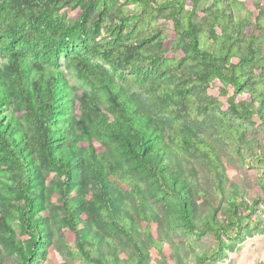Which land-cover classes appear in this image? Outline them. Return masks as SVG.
I'll return each mask as SVG.
<instances>
[{
	"label": "rangeland",
	"instance_id": "374dc122",
	"mask_svg": "<svg viewBox=\"0 0 264 264\" xmlns=\"http://www.w3.org/2000/svg\"><path fill=\"white\" fill-rule=\"evenodd\" d=\"M88 1L59 0L54 4L58 16L74 24L75 31L64 49L53 58L68 85L79 96L66 119L73 121L77 136L82 130L91 134V143L98 155L96 163L111 189L115 215L129 227L133 239L109 219L97 179L85 160L83 167H75L76 176L69 194V199L78 203L81 221L82 235L76 242L64 222L59 190L63 174L48 165L36 151L38 171L33 179L37 183L33 194L38 199L34 213L41 217L40 228L45 235L41 238L40 254L30 264H264V191L260 183L264 172L248 159L252 145L264 151L261 120L256 116L251 119L233 116L228 104L233 91L228 87L223 93L220 81L205 84L196 80L193 73L201 69V62L185 48L173 45L174 23L164 14L156 13L143 23L139 18L142 9L133 0L100 1L83 14L82 5ZM184 1L185 11H190V0ZM232 1L203 0L193 21L203 25L205 18L215 15L224 20L222 8L217 7H232ZM237 2L238 6L231 9L232 22L240 20L243 43L247 36L260 33L256 25L259 8L256 0ZM259 3L264 9V0ZM7 4L17 7L19 1L0 0V9ZM222 32L218 27L217 33ZM151 33L156 34V39L144 41ZM202 43L204 50L212 49L203 38ZM100 49L112 52L119 60L100 58ZM72 53L87 58L126 92L136 95L162 126L163 140L172 151L171 157L179 161L181 173L187 179L183 189L174 183V188L181 190V198L159 188L138 158L134 150L137 143L128 131L122 132L123 139L102 124L101 115L110 114L108 103L103 99L104 90L81 77L70 60ZM38 55L39 52L37 58L42 64L52 68L42 53ZM6 62L0 51V67L4 70H7ZM245 69L255 73L256 65L250 62ZM83 94L90 95L96 101L95 106L88 96L84 102L80 98ZM247 98L243 93L235 100ZM12 99L2 114L12 113L35 141L34 124L27 118V111L15 95ZM85 105L88 117L84 115ZM232 135L240 140V147L233 142ZM79 145L84 148L87 142L81 137ZM204 149L216 160L220 180ZM107 160L119 178L108 174ZM166 171V180L171 182L169 174L176 173V169L170 167ZM124 179L134 182L144 195L146 209L153 217L150 234L134 193L124 184ZM17 182L11 161L0 150V264H21L12 239L27 249L29 237L20 226L23 200L16 188ZM235 197L254 207V211L249 219L241 222L240 238L224 239L223 246L215 252L217 243L210 234L187 230L180 201L185 202L191 222L200 229L206 223L211 226L227 223L229 204ZM153 239L159 243L160 250L152 243Z\"/></svg>",
	"mask_w": 264,
	"mask_h": 264
},
{
	"label": "trees",
	"instance_id": "16d2710c",
	"mask_svg": "<svg viewBox=\"0 0 264 264\" xmlns=\"http://www.w3.org/2000/svg\"><path fill=\"white\" fill-rule=\"evenodd\" d=\"M18 1L17 7L7 4L0 9V51L7 58V70L0 67V150L11 161L16 171L18 177L16 188L23 200L20 226L29 237L27 249L12 239L15 249L21 256V264H30L37 258L41 252L39 249L40 243L43 242L41 238L45 235L40 228L41 217L34 213L37 210L38 199L33 194V187L37 184L33 179L38 171L34 159L36 151L48 165L55 166L63 174L64 179L59 183V190L64 222L76 242L82 235L81 221L78 203L71 201L69 194L76 176L75 167H83L85 160L97 179L109 219L132 240L129 227L120 223L115 215L111 189L96 163L98 155L92 146L91 134L87 130H82L77 136L74 133L73 121L71 118L66 119L79 96L68 85L53 57H57L72 38L75 25L60 18L58 12L54 10V4L59 0ZM100 1L104 0H89L87 4H83V14ZM133 1L142 9L139 18L143 23L151 20L156 13L164 14L166 19L174 23L173 45L185 48L201 62V69L193 73L197 81L206 84L218 80L224 88L223 93H226L225 89L228 87L232 89L233 94L228 98V104L233 116L241 119L256 116L264 125V9H261L259 3L261 0H256L259 8L256 25L261 29L260 33L247 36L243 43L240 38V20L232 22L231 9L238 6L237 0L230 3L232 7L222 5L217 7L222 8L224 20L215 15L205 18L203 25L193 21L197 11L202 8L203 0H190V11H185L184 0ZM136 16L139 14L136 13ZM218 27L223 31L221 34L217 33ZM156 37V34L151 33L146 35L144 41ZM202 38L212 47L210 51L203 49ZM35 52L36 55H33ZM38 52L39 55L42 53V57L46 58L52 68L39 61ZM98 55L108 61L119 60L118 56L107 50L100 49ZM233 58H236L237 62H234ZM70 60L83 79L104 90L103 99L108 103L110 114L101 115L102 124L123 139L125 138L122 132L128 131L137 143L134 150L138 158L159 188L181 198V190H176L174 183L177 182L183 189L187 179L181 173L179 161L171 157L172 151L163 140L162 126L146 110L142 101L116 84L106 71L90 64L87 58L72 53ZM250 62L256 65L255 73L245 69ZM243 93L247 94L248 98L236 101V96ZM13 95L18 98L20 105L27 111V118L34 124L35 141L23 130L19 120L12 113L2 114L3 108L13 101ZM87 96L95 106L96 101L90 95L83 94L80 98L86 102ZM84 115L89 116L87 106ZM81 137L87 142L84 148L79 145ZM232 140L240 147V140L236 135H232ZM195 142L193 139L192 144ZM252 147L248 159L264 172V151L258 145ZM204 152L209 155L208 150L204 149ZM209 160L220 180L221 173L217 169L216 160L210 155ZM107 163L108 174L117 178L118 173L112 163L109 160ZM170 167L175 168L176 173L169 174L171 182H168L166 170H170ZM124 182L133 191L139 212L146 223L145 228L150 234L153 217L146 209L144 195L134 182L126 179ZM260 183L264 191V178L261 177ZM180 206L187 230L192 233L210 234L217 243L215 252L223 246L224 239L240 238L241 222L249 219L250 213L254 211V207H249L245 201L235 197L229 204L227 223L216 226L206 223L197 229L189 218L183 200L180 201ZM152 243L160 250L156 240L153 239Z\"/></svg>",
	"mask_w": 264,
	"mask_h": 264
}]
</instances>
